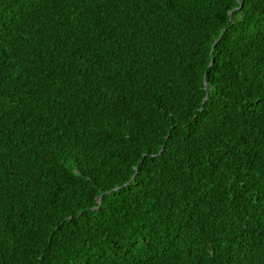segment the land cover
Segmentation results:
<instances>
[{"label": "trees", "instance_id": "obj_1", "mask_svg": "<svg viewBox=\"0 0 264 264\" xmlns=\"http://www.w3.org/2000/svg\"><path fill=\"white\" fill-rule=\"evenodd\" d=\"M0 264H264V0H0Z\"/></svg>", "mask_w": 264, "mask_h": 264}]
</instances>
